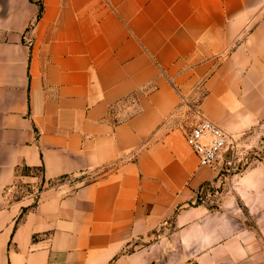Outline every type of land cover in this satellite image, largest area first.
Masks as SVG:
<instances>
[{
  "label": "crops",
  "instance_id": "obj_1",
  "mask_svg": "<svg viewBox=\"0 0 264 264\" xmlns=\"http://www.w3.org/2000/svg\"><path fill=\"white\" fill-rule=\"evenodd\" d=\"M263 149L264 0H0V264H264Z\"/></svg>",
  "mask_w": 264,
  "mask_h": 264
},
{
  "label": "built area",
  "instance_id": "obj_2",
  "mask_svg": "<svg viewBox=\"0 0 264 264\" xmlns=\"http://www.w3.org/2000/svg\"><path fill=\"white\" fill-rule=\"evenodd\" d=\"M185 139L200 166L229 167L231 156L241 157L237 142L212 122L202 118L186 132Z\"/></svg>",
  "mask_w": 264,
  "mask_h": 264
},
{
  "label": "rangeland",
  "instance_id": "obj_3",
  "mask_svg": "<svg viewBox=\"0 0 264 264\" xmlns=\"http://www.w3.org/2000/svg\"><path fill=\"white\" fill-rule=\"evenodd\" d=\"M184 109H186V107ZM186 111H187V109H186ZM122 116L123 115H120V117H122ZM195 121H196L195 116H191V117L187 118L186 115H185V116H183V118H181L180 123H181V126L183 128L188 129L193 124H195ZM253 158H256V160H261V161L264 160V149L261 152H258L256 150H252V151L247 152V154L243 157L241 162L236 164L233 169L235 171H238V170H241V169L247 167L250 163H252L254 161ZM225 174H226V172L224 173V175ZM222 189H223V187H222V185L220 183L215 185V186L212 185V189H210L209 191H207L205 193V196H204L203 200H205V201L209 200L210 201V199H211L210 195H213V193H215V191L221 192ZM213 204H215V203H213Z\"/></svg>",
  "mask_w": 264,
  "mask_h": 264
},
{
  "label": "trees",
  "instance_id": "obj_4",
  "mask_svg": "<svg viewBox=\"0 0 264 264\" xmlns=\"http://www.w3.org/2000/svg\"><path fill=\"white\" fill-rule=\"evenodd\" d=\"M225 172H226V171L222 168V169L219 171V174H220V175H224ZM210 189H212V185H211V184H205V185H203V186L200 188L199 192H198V197H197L195 203H196V204H197V203H200V202L203 200V198H204V196H205V193H206L207 191H209Z\"/></svg>",
  "mask_w": 264,
  "mask_h": 264
}]
</instances>
